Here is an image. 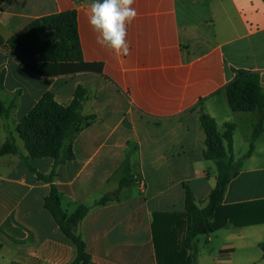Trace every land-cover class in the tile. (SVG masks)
I'll return each mask as SVG.
<instances>
[{"label": "crops", "instance_id": "crops-1", "mask_svg": "<svg viewBox=\"0 0 264 264\" xmlns=\"http://www.w3.org/2000/svg\"><path fill=\"white\" fill-rule=\"evenodd\" d=\"M91 0H0V99L14 104L0 115V147L13 140L23 155L18 124L47 91L69 106L79 86L89 95L88 125L64 141L54 184L71 215L90 211L77 232L95 264H158L153 213H183L185 186L200 208L217 183L216 162L207 159L201 107L218 124L225 151V123L235 124L233 154L242 159L223 204L233 221L204 236L194 264H264V131L249 149L258 112L231 109L225 86L233 70L257 72L264 87V0H135L127 25V55L96 43L86 13ZM74 10L82 57L102 73L43 76L29 72L1 45L43 16ZM127 184L120 181L127 176ZM49 174L53 160H34ZM51 185L32 173L19 155L0 157V264H72L76 250L44 206ZM116 193L101 206L95 203ZM190 253V251H189Z\"/></svg>", "mask_w": 264, "mask_h": 264}, {"label": "trees", "instance_id": "trees-1", "mask_svg": "<svg viewBox=\"0 0 264 264\" xmlns=\"http://www.w3.org/2000/svg\"><path fill=\"white\" fill-rule=\"evenodd\" d=\"M1 47L11 57L18 59L31 73L43 76H63L81 72L102 73L100 63H87L83 60L77 29V13L74 10L43 16L34 20L26 28L11 37ZM235 76L225 86L229 105L235 112H258L259 119L253 128L249 149L243 158L253 153L255 141L264 131V87L257 72L238 69ZM5 72L0 73V88L4 86ZM89 91L79 86L69 106L55 100L52 92L47 91L18 124L17 131L22 139L26 154L19 151L13 140H7L0 147V157L19 155L28 169L37 177L51 185L44 206L53 216L61 231L76 250L72 264H95L87 252L86 243L77 232L78 225L90 211V207L80 205L66 215L62 208L63 195L54 184L56 168L72 153L62 156L64 141L71 132L88 126L95 115H84L83 106ZM14 104L6 106L0 99V115L8 117ZM200 127L205 134L207 159L216 162L218 176L215 188L209 195L208 204L200 208L191 189L185 186V211L183 213H153L152 231L158 264H194L198 257L195 240L200 235H208L233 221L232 207L223 204L227 186L239 174L242 159L235 160L233 154V131L235 124L225 123V151L218 133V124L203 108L200 109ZM51 158L53 166L49 174L39 171L34 160ZM129 160L125 166L126 175L120 181V188L128 182ZM116 193L105 195L95 206L112 201ZM257 221L239 223L236 226L253 224ZM264 222V220L262 221ZM264 255V242L260 245ZM2 245L0 244V250ZM190 251V253H189Z\"/></svg>", "mask_w": 264, "mask_h": 264}, {"label": "clouds", "instance_id": "clouds-1", "mask_svg": "<svg viewBox=\"0 0 264 264\" xmlns=\"http://www.w3.org/2000/svg\"><path fill=\"white\" fill-rule=\"evenodd\" d=\"M135 0H91L87 20L97 34L96 43L114 51L117 55H127V25L137 16L132 5Z\"/></svg>", "mask_w": 264, "mask_h": 264}, {"label": "rangeland", "instance_id": "rangeland-1", "mask_svg": "<svg viewBox=\"0 0 264 264\" xmlns=\"http://www.w3.org/2000/svg\"><path fill=\"white\" fill-rule=\"evenodd\" d=\"M71 135H72V132L69 134V137H70ZM23 145H24V143H23ZM23 152H25V154L27 153V152H26V149H25V145H24ZM199 239H200L201 245H206L205 242H204V236H200Z\"/></svg>", "mask_w": 264, "mask_h": 264}]
</instances>
